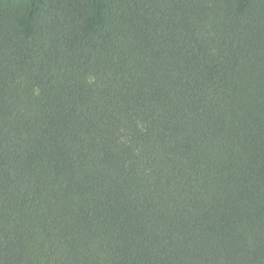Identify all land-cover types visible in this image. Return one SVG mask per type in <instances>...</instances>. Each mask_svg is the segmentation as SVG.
<instances>
[{"label": "trees", "instance_id": "obj_1", "mask_svg": "<svg viewBox=\"0 0 264 264\" xmlns=\"http://www.w3.org/2000/svg\"><path fill=\"white\" fill-rule=\"evenodd\" d=\"M0 264H264V0H0Z\"/></svg>", "mask_w": 264, "mask_h": 264}]
</instances>
